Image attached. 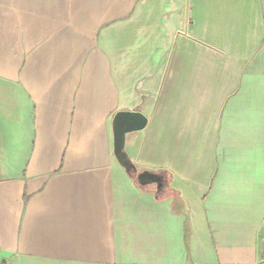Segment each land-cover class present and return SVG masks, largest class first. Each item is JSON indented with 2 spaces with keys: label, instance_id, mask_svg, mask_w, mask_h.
<instances>
[{
  "label": "crops",
  "instance_id": "1",
  "mask_svg": "<svg viewBox=\"0 0 264 264\" xmlns=\"http://www.w3.org/2000/svg\"><path fill=\"white\" fill-rule=\"evenodd\" d=\"M0 107V264H264V0H0Z\"/></svg>",
  "mask_w": 264,
  "mask_h": 264
},
{
  "label": "water",
  "instance_id": "2",
  "mask_svg": "<svg viewBox=\"0 0 264 264\" xmlns=\"http://www.w3.org/2000/svg\"><path fill=\"white\" fill-rule=\"evenodd\" d=\"M146 123V118L136 111H119L115 113L111 122L113 154L130 179L134 180L135 186L155 184L157 185L156 190L159 191L161 189V176L158 173L147 170L138 173L137 168L131 163L125 151L126 135L142 130Z\"/></svg>",
  "mask_w": 264,
  "mask_h": 264
},
{
  "label": "flooded vegetation",
  "instance_id": "3",
  "mask_svg": "<svg viewBox=\"0 0 264 264\" xmlns=\"http://www.w3.org/2000/svg\"><path fill=\"white\" fill-rule=\"evenodd\" d=\"M140 171H138V173H139ZM143 181H145V180H143ZM146 181H147V179H146ZM148 185H150V186H154L155 188H156V186L157 185H155V184H148ZM148 185H146V186H148ZM163 187V182L161 181V188ZM160 191V190H159Z\"/></svg>",
  "mask_w": 264,
  "mask_h": 264
},
{
  "label": "rangeland",
  "instance_id": "4",
  "mask_svg": "<svg viewBox=\"0 0 264 264\" xmlns=\"http://www.w3.org/2000/svg\"><path fill=\"white\" fill-rule=\"evenodd\" d=\"M1 108V107H0ZM148 171V170H147Z\"/></svg>",
  "mask_w": 264,
  "mask_h": 264
},
{
  "label": "trees",
  "instance_id": "5",
  "mask_svg": "<svg viewBox=\"0 0 264 264\" xmlns=\"http://www.w3.org/2000/svg\"><path fill=\"white\" fill-rule=\"evenodd\" d=\"M174 193H175V191H174Z\"/></svg>",
  "mask_w": 264,
  "mask_h": 264
}]
</instances>
